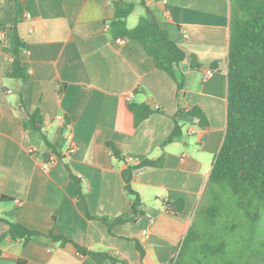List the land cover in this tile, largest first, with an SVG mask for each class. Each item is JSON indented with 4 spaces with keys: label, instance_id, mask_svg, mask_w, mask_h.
Masks as SVG:
<instances>
[{
    "label": "crops",
    "instance_id": "0c3cea01",
    "mask_svg": "<svg viewBox=\"0 0 264 264\" xmlns=\"http://www.w3.org/2000/svg\"><path fill=\"white\" fill-rule=\"evenodd\" d=\"M115 1L0 0V264H143L128 236L141 237L154 264H173L203 200L227 131L231 0H145L186 53L180 91L141 43L117 42L110 28ZM120 1L135 5L127 18L134 28L145 6ZM17 36L25 78L10 76ZM21 98L30 112H41V133L25 129ZM132 103L154 111L136 125ZM192 107L202 109L207 126L188 113ZM58 114L71 123V137ZM176 121L182 132L169 140ZM42 135L60 156L47 150ZM47 153L54 158L45 160ZM162 155L163 165L133 174L144 216L109 232L101 218L125 215L133 204L123 171ZM180 198L185 208L174 216L166 207ZM12 222L41 234L13 239ZM50 232L106 257L62 245Z\"/></svg>",
    "mask_w": 264,
    "mask_h": 264
},
{
    "label": "trees",
    "instance_id": "16d2710c",
    "mask_svg": "<svg viewBox=\"0 0 264 264\" xmlns=\"http://www.w3.org/2000/svg\"><path fill=\"white\" fill-rule=\"evenodd\" d=\"M141 3L145 6V13L134 28H129L127 18L133 12L135 5L130 2L115 1V16L110 24L111 32L115 37L128 38L141 43L145 52L153 58L157 68L170 75L176 81L180 91L183 83L177 72L186 58V53L169 36L168 31L157 20L145 0H141ZM231 5L227 131L224 143L216 156L203 199L215 186L227 183L234 196L240 201L238 204L245 210L248 219L255 222L259 217L260 207L264 204V0H231ZM0 29H2L1 24ZM23 47L22 39L17 36L13 50L11 77H27L20 55ZM192 65L199 66L196 57H193ZM129 107L136 125L154 111L144 103H132ZM20 110L25 129L30 134L41 133L43 124L41 112L39 110L30 112L22 98ZM188 113L199 119L200 126L205 127L209 124L205 113L199 107L190 108ZM181 132V126L176 121L169 140L180 135ZM42 141L51 154L60 156L56 146L44 135H42ZM108 146L115 156L124 158L122 151L114 143H108ZM50 157L49 153L44 155L45 160H49ZM163 163L162 155L156 160L148 159L137 165H130L123 171L125 189L133 197V204L130 212L125 215L113 219L101 218L109 232L113 225L135 222L145 214L142 198L132 187L134 171L145 166H161ZM73 177L80 185L79 179ZM81 199L85 211L89 214L83 195ZM184 208L185 200L180 198L168 204L166 210L174 216H179ZM249 208H252V212ZM7 233L13 239L25 242L41 234L16 222L9 223ZM49 236L54 241L61 242L62 245L72 243L84 254L91 253L106 257L102 253L88 251L65 235L50 232ZM124 238L134 242L143 264H154L140 236ZM192 238L193 228L190 225L182 245L191 242ZM112 261L118 262L114 258ZM259 261L264 262L262 258H256L255 263L258 264ZM120 262L129 264L127 261Z\"/></svg>",
    "mask_w": 264,
    "mask_h": 264
},
{
    "label": "rangeland",
    "instance_id": "374dc122",
    "mask_svg": "<svg viewBox=\"0 0 264 264\" xmlns=\"http://www.w3.org/2000/svg\"><path fill=\"white\" fill-rule=\"evenodd\" d=\"M238 203L227 183L215 186L194 209L190 221L193 240L184 245L182 240L173 264H254L256 258L264 260V204L258 220L252 222Z\"/></svg>",
    "mask_w": 264,
    "mask_h": 264
},
{
    "label": "built area",
    "instance_id": "2783aa9c",
    "mask_svg": "<svg viewBox=\"0 0 264 264\" xmlns=\"http://www.w3.org/2000/svg\"><path fill=\"white\" fill-rule=\"evenodd\" d=\"M164 3H167V1L168 0H162ZM167 14H168V12H166ZM117 42L118 43H125L126 42V39H124V38H118L117 39ZM131 100V97L130 96H128L127 97V101L129 102ZM57 119L58 120H60L65 126H66V128H67V130H68V133H69V136L71 137L72 136V134H71V129H72V125H71V123L69 122V121H67L66 120V118H65V116L63 115V114H58L57 115ZM72 144H73V142H72ZM74 146H72L71 148H70V150H69V152L70 153H72V152H74ZM54 157L53 156H51V159H53Z\"/></svg>",
    "mask_w": 264,
    "mask_h": 264
}]
</instances>
